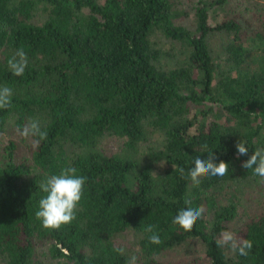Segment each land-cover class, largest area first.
Segmentation results:
<instances>
[{
  "label": "trees",
  "instance_id": "trees-1",
  "mask_svg": "<svg viewBox=\"0 0 264 264\" xmlns=\"http://www.w3.org/2000/svg\"><path fill=\"white\" fill-rule=\"evenodd\" d=\"M198 1L192 32L173 0H0V86L14 92L12 107L0 110V131L37 119L48 133L38 146L27 139L22 160L15 141L0 156V264H126L114 237L127 229L139 235V264H177L155 256L188 239L204 244L209 264H264V182L242 167L264 148V32L231 17L212 23L224 0ZM39 4L45 17L34 23ZM156 31L184 47L173 65L161 63ZM210 32L228 37L222 63ZM21 47L28 67L17 77L7 62ZM105 136L122 138L123 150L104 153ZM241 140L249 150L237 158ZM205 144L229 171L194 185L180 169L186 176L195 157L207 160ZM65 166L87 177L84 197L71 224L46 230L35 216L45 195L39 185ZM252 197L258 210L237 236L253 249L228 254L216 240ZM201 205L191 232L173 223L182 208ZM149 224L160 245L149 243Z\"/></svg>",
  "mask_w": 264,
  "mask_h": 264
},
{
  "label": "clouds",
  "instance_id": "clouds-1",
  "mask_svg": "<svg viewBox=\"0 0 264 264\" xmlns=\"http://www.w3.org/2000/svg\"><path fill=\"white\" fill-rule=\"evenodd\" d=\"M8 68L14 76L20 77L25 73L28 67V56L24 48H19L16 53L8 60ZM13 89L8 86H0V110L12 107ZM17 134L25 139L36 138L35 144L39 145L48 137L46 130L42 129L40 121L37 119L30 120L22 128L16 129ZM208 153L207 160L199 157L194 158V167L185 176L184 168L180 169L182 177L190 178L194 185H199L202 177H223L228 174L229 164L220 161L214 163V153L208 150L207 144L203 146ZM237 158L248 154V147L242 140L236 144ZM163 166V164L161 165ZM242 167L253 169L254 175L262 178L264 182V148H258L254 154L243 163ZM87 177L78 174V170L72 166H65L60 169L58 174L48 176L39 185L40 191L44 193L39 200V207L35 213L36 219L41 221L42 227L46 230H59L63 226L71 224L77 217L78 206L84 197L85 185ZM190 204V201H185ZM205 208L203 205L199 207L182 208L174 217L173 223L182 228L185 232H191L197 222L203 219ZM147 233H151L148 237L149 243L160 245L162 240L156 226L149 224L145 228ZM216 244L221 248H230L233 253L247 257L253 249V241L238 237L236 233L230 230L222 231ZM116 251L120 255L125 254L123 248ZM126 264H137V257L131 256Z\"/></svg>",
  "mask_w": 264,
  "mask_h": 264
},
{
  "label": "rangeland",
  "instance_id": "rangeland-1",
  "mask_svg": "<svg viewBox=\"0 0 264 264\" xmlns=\"http://www.w3.org/2000/svg\"><path fill=\"white\" fill-rule=\"evenodd\" d=\"M175 7L178 10L186 12L182 24L194 32L196 30V16L195 6L200 2L198 0H173ZM203 2H212L214 0H201ZM45 17V12L42 5H37L33 11V17L31 21L34 23H40ZM235 18L246 31L260 30L264 32L263 20H264V0H224L222 5H214L213 13L210 15L212 23L218 22L223 18ZM250 25V26H249ZM208 44L211 50V54L214 58L220 60L222 63L224 60L223 47L227 41L226 33L210 32L207 35ZM153 40L157 41L162 49L166 52L161 58V63L164 66L173 65L175 60L180 59L183 56L184 47L178 43L170 42L166 39L162 33L156 31L153 34ZM257 47L256 45L252 46ZM4 131H0V156L5 153V147L10 141H15L18 144L17 158L22 160L27 157L29 140L17 134V131L12 127ZM153 139L160 141L159 134H156ZM123 139L111 136H105L99 143V148L106 154H114L121 152ZM146 149L141 148L139 154L143 158ZM162 164H157L156 172H160L163 168ZM258 199L252 197L246 200L242 206L239 207L238 215L230 223L229 230L233 231L237 235V230L242 226L243 222L254 212L258 210ZM139 235L132 229H127L124 232L118 233L114 237V241L125 250V254L128 259L131 256L137 257V264L142 259L139 246ZM225 251L229 254L230 248L225 247ZM38 255L40 260L48 258L45 249H39ZM156 259L162 263H177V264H209V260L205 254L204 244L198 239H188L187 241L173 247L166 249L157 254Z\"/></svg>",
  "mask_w": 264,
  "mask_h": 264
}]
</instances>
